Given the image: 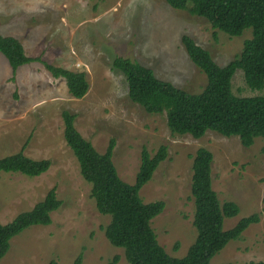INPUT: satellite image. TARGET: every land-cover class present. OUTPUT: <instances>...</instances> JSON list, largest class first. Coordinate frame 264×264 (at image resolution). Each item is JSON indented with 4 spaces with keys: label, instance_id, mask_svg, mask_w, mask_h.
Returning a JSON list of instances; mask_svg holds the SVG:
<instances>
[{
    "label": "rangeland",
    "instance_id": "rangeland-1",
    "mask_svg": "<svg viewBox=\"0 0 264 264\" xmlns=\"http://www.w3.org/2000/svg\"><path fill=\"white\" fill-rule=\"evenodd\" d=\"M208 20L173 9L166 0H0V34L14 36L25 54L55 66L85 71L87 93L73 98L62 78H53L40 61L18 67L13 74L0 53V157L23 147L25 155L47 158L50 167L30 177L0 172V223L29 210L55 186L61 200L48 225H32L10 239L0 264H127L123 249L105 237L109 216L100 213L90 196V184L63 137L62 110L75 114L74 126L104 152L114 138L112 160L119 176L132 183L146 147L151 155L163 144L167 157L140 189L144 202L162 200L163 211L151 221L165 252L181 257L196 238L190 193L192 155L199 147L213 154L212 187L221 203L233 201L234 217H224L223 228L257 213L259 220L229 241L212 264H250L264 260V140L244 147L237 136L207 131L201 138L172 133L163 113H148L130 100L125 77L112 67L116 56L129 57L153 69L154 75L191 93L199 92L206 76L189 59L181 41L191 36L219 65L238 54L251 36L245 29L230 37L218 31L213 38ZM232 91L237 96L263 95L245 85L243 72L234 71Z\"/></svg>",
    "mask_w": 264,
    "mask_h": 264
},
{
    "label": "trees",
    "instance_id": "trees-1",
    "mask_svg": "<svg viewBox=\"0 0 264 264\" xmlns=\"http://www.w3.org/2000/svg\"><path fill=\"white\" fill-rule=\"evenodd\" d=\"M166 2L173 9L206 18L214 30V39H217L218 31L233 37L248 28L251 36L243 41L240 52L224 65L217 64L209 51L191 36H181L189 59L206 76V84L197 93L158 78L152 68L137 60L114 57L112 67L125 77L130 100L148 113L165 112L172 133L201 138L207 131H214L227 137L237 136L244 147L251 146L257 137L264 140V94L237 96L231 83L234 71L240 69L247 87L252 90L264 87V0ZM0 53L7 59L13 74L24 64L40 61L53 78L65 81L73 98L83 97L89 89L85 71L55 66L40 56H28L14 36L0 34ZM61 117L64 140L78 162L82 178L91 186L90 196L95 207L109 216L108 223L102 227L104 235L113 246L123 249L127 264H212L211 259L217 251L240 237L249 225L258 222V214L253 213L239 218L231 228H223L224 217L236 216L239 207L233 201L220 202L212 187L213 154L207 148L199 147L192 155L190 182L196 238L183 256L169 255L151 227L152 219L163 211L165 203L162 200L144 202L140 196V189L167 157V146L161 144L153 155L142 147L134 181L129 183L119 176L113 163L114 138H110L104 152H99L75 128L74 113L62 110ZM261 151L264 154V145ZM50 165L47 158L34 159L25 155L23 147L0 157V172H20L30 177L42 174ZM60 205L61 200L53 186L29 210L18 213L5 224L0 223V259L8 251L12 237L29 226L50 224L51 213ZM118 259L114 255L108 264H116ZM48 264L60 263L49 259ZM73 264H81L80 255ZM250 264H264V260Z\"/></svg>",
    "mask_w": 264,
    "mask_h": 264
},
{
    "label": "crops",
    "instance_id": "crops-1",
    "mask_svg": "<svg viewBox=\"0 0 264 264\" xmlns=\"http://www.w3.org/2000/svg\"><path fill=\"white\" fill-rule=\"evenodd\" d=\"M21 149V147L19 148V150ZM24 151V150H23Z\"/></svg>",
    "mask_w": 264,
    "mask_h": 264
}]
</instances>
